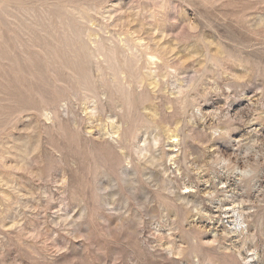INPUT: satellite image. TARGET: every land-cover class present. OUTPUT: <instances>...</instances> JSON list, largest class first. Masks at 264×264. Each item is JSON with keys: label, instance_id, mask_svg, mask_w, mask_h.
<instances>
[{"label": "rangeland", "instance_id": "rangeland-1", "mask_svg": "<svg viewBox=\"0 0 264 264\" xmlns=\"http://www.w3.org/2000/svg\"><path fill=\"white\" fill-rule=\"evenodd\" d=\"M0 264H264V0H0Z\"/></svg>", "mask_w": 264, "mask_h": 264}, {"label": "bare ground", "instance_id": "bare-ground-1", "mask_svg": "<svg viewBox=\"0 0 264 264\" xmlns=\"http://www.w3.org/2000/svg\"><path fill=\"white\" fill-rule=\"evenodd\" d=\"M127 61H125V63H126ZM123 73V72H122ZM115 80V79H114ZM175 82V81H174ZM178 87V86H177ZM189 88V87H188ZM117 131H119V129L117 130ZM117 133V132H116ZM173 137V136H172ZM174 142H176V140L174 141ZM159 159V158H158Z\"/></svg>", "mask_w": 264, "mask_h": 264}]
</instances>
